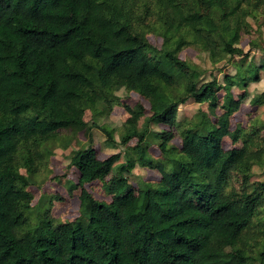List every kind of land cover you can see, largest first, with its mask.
Segmentation results:
<instances>
[{
  "label": "trees",
  "instance_id": "16d2710c",
  "mask_svg": "<svg viewBox=\"0 0 264 264\" xmlns=\"http://www.w3.org/2000/svg\"><path fill=\"white\" fill-rule=\"evenodd\" d=\"M140 1L160 15V48L134 23ZM260 7L264 0H0V264H264V247L251 255L239 246L264 205V180H252L255 165L264 164V131L231 128L250 84L263 76L264 56L225 73L222 82L200 84L197 65L180 55L194 44L245 58L247 18ZM262 36L250 39L249 49L264 52ZM234 87L243 93L236 96ZM122 88L149 100L147 128L170 126L155 133L160 156L138 124L144 105L124 104L130 117L121 142L137 138L136 144L105 158L92 144L80 150L72 158L80 171V215L33 224L28 187L49 135L84 125L85 110L97 104L93 92L113 106ZM189 99L221 111L180 121L179 107ZM249 102L264 104V91ZM97 127L116 141L113 129ZM174 130L181 145L172 142ZM226 136L243 145L225 148ZM123 156L109 181L112 200L94 198L86 185L105 180ZM137 164L158 169L157 186L136 189L128 181ZM236 171L243 189L227 190Z\"/></svg>",
  "mask_w": 264,
  "mask_h": 264
},
{
  "label": "rangeland",
  "instance_id": "374dc122",
  "mask_svg": "<svg viewBox=\"0 0 264 264\" xmlns=\"http://www.w3.org/2000/svg\"><path fill=\"white\" fill-rule=\"evenodd\" d=\"M136 14L134 16L135 25L148 32L151 43L160 48L163 44V36L159 29L160 15L157 11L147 10L143 1L135 6ZM264 8H258L256 16H248V21L252 24L250 34L243 33L242 45L248 51V55L243 58L239 55H232L229 52L216 49L215 54L211 51L203 49L200 45L189 44L184 47L180 55L190 63L197 65L200 72V84L210 81L213 78L223 81L224 74L227 72L235 73L239 68H247L250 60L259 62L264 56V52H258L249 49V41L253 37L263 35L261 43L264 45V15L260 13ZM260 11V12H259ZM260 31L259 32V29ZM191 39L192 35L188 33L186 36ZM260 82H253L247 89L249 98L242 102L240 108L232 117L231 128L234 129L237 124H243L246 128L252 129L257 126L264 131V105H252L250 96L264 91V71ZM180 86V85H179ZM234 94L238 96L243 90L238 87L233 88ZM120 101L113 106L103 101V98L97 92H93V97L97 100L95 109L87 108L84 113L86 123L84 125L71 124L67 128L61 129L56 133L49 135L47 141V152H45V160L40 164L37 171L30 176V185L28 189L33 194L31 208L27 212L33 224L37 223L40 218L49 216L57 224L73 220L80 215V193L81 186L79 183L80 171L72 163V158L82 149L89 145L95 147L100 158H105L112 153L122 151L125 152L129 145H135L137 138H133L129 145L121 142L122 133L126 130V121L130 117V113L124 104L136 106L138 103L144 105L145 114L139 121V127L148 129V136L151 139L150 151L160 156L161 151L158 147V139H156L158 131L170 129V126L162 123L155 124L153 122L147 126L144 124L146 116L152 114L151 104L147 98L135 91H126L122 88L118 91ZM223 94V90L219 91ZM220 109L212 107L211 103L206 102L200 104L193 99H189L179 107L180 121H191L196 119L202 112H207L214 117L220 113ZM104 125L114 130L116 141H109L106 133L97 126ZM175 131V137L172 142L181 145L182 138ZM156 135V136H155ZM259 142H264V135L260 132ZM158 138V137H157ZM224 147L229 149L234 146H242V140L233 143L231 137L226 136L223 141ZM125 160V156L115 163L110 175L105 180H95L86 186L98 200L110 202L112 193L110 191L109 181L112 175L117 174L119 165ZM21 171L28 174L26 166L22 164ZM161 178V173L156 168L142 166L137 164L128 174V181L139 189L147 184L157 186ZM252 180H264V164H257L253 170ZM227 190L243 189L242 177L237 171L233 173L226 185ZM248 250L251 255H256L260 249L264 247V205L259 207L254 222L246 230L240 245Z\"/></svg>",
  "mask_w": 264,
  "mask_h": 264
},
{
  "label": "crops",
  "instance_id": "0c3cea01",
  "mask_svg": "<svg viewBox=\"0 0 264 264\" xmlns=\"http://www.w3.org/2000/svg\"><path fill=\"white\" fill-rule=\"evenodd\" d=\"M262 79H263V78H262ZM260 81H261V80H260ZM260 81H259V82H260ZM254 83H255V82H254ZM250 86H251V85H250ZM261 92H262V91H261ZM250 98H251V96H250ZM262 105H264V104H262ZM262 105H259V107H262Z\"/></svg>",
  "mask_w": 264,
  "mask_h": 264
}]
</instances>
